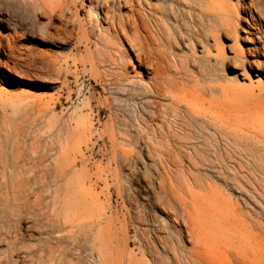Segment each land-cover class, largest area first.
<instances>
[{"label":"bare ground","instance_id":"obj_1","mask_svg":"<svg viewBox=\"0 0 264 264\" xmlns=\"http://www.w3.org/2000/svg\"><path fill=\"white\" fill-rule=\"evenodd\" d=\"M91 5L95 14L98 13L97 6L103 13L100 18L104 30L101 29L108 35L106 42L103 37V45L139 29L145 31L142 38L146 46H163L165 43L169 47V53L157 52L151 60L154 77L150 86L137 84L145 96L159 99L145 100L138 127L157 143L158 138L163 140L169 135L174 136L169 128L172 123L178 124L176 137L181 135L180 139L184 137L189 142L204 137L206 141L211 131H207L208 134L203 131L213 130L221 145L217 155L220 163L218 179L227 187L235 186L249 194L252 189L264 186L261 177L260 183L254 177L255 172L264 173V7L260 8L256 0H94ZM170 20L186 22L188 30L179 42L167 33L166 23ZM185 50L191 52L189 58ZM138 61L139 67L144 68ZM238 109H243V113ZM211 110L221 112L211 116L210 124L201 113L205 112L206 116ZM110 120L108 138L126 140L127 137L129 142L140 141L139 133L132 130V126L122 124L117 116H110ZM240 120L246 121L248 127L250 125L246 132L236 127ZM77 123L79 134L84 135L86 129L82 118H77ZM42 127L43 136L34 139L31 147L36 154L40 145L54 157V172L46 174L52 177V186L55 187L50 204H46L41 189L36 192L25 189L37 175L26 177V173L5 172L9 166L5 163L6 150H10L14 158L13 170L21 165L17 157L23 153L20 152L22 144L10 138L12 128L0 126V246H3L0 264H84V259L89 264H220L212 246L219 241L225 243L227 239L210 241L209 234L225 231L228 226L240 227L238 220L229 217L232 210L224 207L227 204L222 203L223 206L212 214L208 208H199L194 203L197 202L196 194L192 196L190 193V199L184 201V193L180 194L183 186L177 192L168 177L158 173V188L167 197L168 206L161 197L158 203L162 202L161 209L172 213L177 226L184 227L185 232L179 229L177 235L171 233L156 238L136 235L134 241L138 247L130 249V238L126 235L120 237L119 231L114 230V223L106 216L104 203H99L95 213L96 205L89 200L90 193L86 189H91L94 182L88 164L95 145L90 147L88 141L77 143L73 136H66L63 125L57 128L52 118ZM89 132H92V126H89ZM192 148L190 150H195ZM157 149H152V153L162 150ZM245 157L250 163L243 159ZM193 179L196 183L197 176ZM40 180L39 176L38 183ZM206 188L212 189L208 184ZM206 192L201 197L208 199L210 192ZM253 196L248 199L257 202ZM138 220L146 221L145 216Z\"/></svg>","mask_w":264,"mask_h":264},{"label":"rangeland","instance_id":"obj_2","mask_svg":"<svg viewBox=\"0 0 264 264\" xmlns=\"http://www.w3.org/2000/svg\"><path fill=\"white\" fill-rule=\"evenodd\" d=\"M64 1L0 0V126L12 128L10 138L22 144L20 152L23 153L20 158L17 157L21 165L13 170L11 164L14 158L10 150H6L5 163L9 166L5 172L26 173V177L37 175L34 178L36 181L32 180L24 188L28 191L33 189L34 192L41 189L46 204L52 202L55 187L52 186V177L46 174L54 172V157L40 145L36 154L31 147L34 139H41L42 126L52 118L57 128L63 125L66 136H73L77 143L88 141L90 147L95 145L88 164L94 182L91 189H86L90 193L89 200L96 205L95 213L99 209V203H104L106 216L114 223V230L116 228L121 233L118 232L120 237L126 235L130 238V249L138 247L134 241L136 235L156 238L171 233L177 235L179 229L185 232L184 227L177 226L172 213L161 209L162 202L158 203L161 197V201L167 202L165 205L168 206L167 197L158 188L160 174L168 177L174 190L183 186L180 194L184 193V201H188L191 194H196L198 198L194 196L197 199L194 203L199 208L206 207L211 213H215V210L227 204L224 207L228 206L227 209L232 210L229 217L238 220L240 227L236 226L235 229L228 226L225 231L209 234L210 241L227 239L225 243L219 241L212 244V251L220 264H264V186L256 188L258 191L252 189L249 194L235 186L227 187L218 179L220 163L217 155L221 145L217 133L204 130L206 134L207 131L214 134L213 141L209 132L210 136H207L206 141L204 137L201 138L203 142L198 141L200 138L194 139L198 142H189L184 137L180 139L181 135L176 137L178 124L172 123L169 128L175 137L172 134L163 140L158 138V143L163 141L160 145L149 138L142 127H138L139 113L145 100L159 99L145 96L137 84L150 86L154 77L150 69L151 60L157 52L169 53V47L165 43L163 46H146L142 38L145 31L139 29L138 32L129 31L127 36H119L115 43L108 42L109 46L105 43L103 45V37L106 42L108 35L103 32L100 18L103 17L102 10L97 6L98 13L95 14L91 9L94 0H69L72 3L68 1L66 4ZM256 1L260 3V8L264 7V0ZM181 21L176 23L170 20L166 23L169 29L167 33L177 42L188 30L185 20ZM150 30L154 33L152 28ZM184 52L188 58L191 56V52ZM137 59L144 68L139 67ZM237 111L243 113V109ZM220 112L221 110H211V113L209 111L204 116L205 112L202 111L201 116L206 121L209 119L207 123L211 124V116ZM110 116H117L122 124L132 126V130L139 133L140 141L129 142L125 136L126 140L108 138L111 133ZM79 117L85 124L84 135H80L77 130ZM89 126H92L91 133ZM236 127L246 132L250 125L248 127L246 121L240 120ZM192 144L196 151L190 150ZM155 147L157 150L162 149L160 153H152V149L156 150ZM245 158L243 159L250 163V159ZM39 161L43 163L40 164ZM209 162L214 165L215 170ZM39 176L41 183H38ZM194 176H197L196 183L193 181ZM254 177L259 183L264 181L263 172H255ZM207 184L211 190H207ZM206 191L210 192L208 199L201 197L207 194ZM251 195H255L253 198L258 201L249 200ZM139 216H145L148 222H140ZM22 225L20 227L23 228ZM27 240L33 244L29 237ZM1 251L3 246H0ZM242 251H246V254ZM83 262L90 263L86 259Z\"/></svg>","mask_w":264,"mask_h":264}]
</instances>
